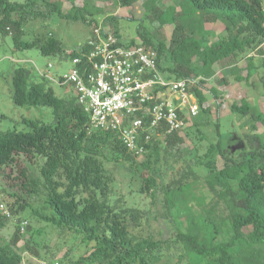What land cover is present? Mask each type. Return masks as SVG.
I'll return each mask as SVG.
<instances>
[{"label": "trees", "instance_id": "16d2710c", "mask_svg": "<svg viewBox=\"0 0 264 264\" xmlns=\"http://www.w3.org/2000/svg\"><path fill=\"white\" fill-rule=\"evenodd\" d=\"M135 1L118 0L124 7ZM159 1L144 0V8L156 11L162 24L173 25L170 38L154 44L145 33H139L140 39L126 43L154 48L159 68L167 77L201 76L199 86L193 87L199 111H212L202 84L214 74V64L228 63L232 71L244 62L246 75L236 74L235 78L247 80L255 73L264 95L263 0H183L179 11L174 5L160 10L156 7ZM61 5L60 0H0V34L10 35L16 50L35 48L43 56L65 59L69 54L52 33H41L31 40L22 37L25 25L32 19H50L53 15L78 19L76 14L62 13ZM84 5V10H88ZM79 17L92 27L99 24L94 18L87 19L83 10ZM209 21H219L223 34L216 36L206 29L204 23ZM37 78H32V71L26 66L16 67L10 78L12 101L19 106L49 107L52 120L40 122L23 117L28 130H0V169L8 167L11 177L14 168V178L23 191L20 195L0 188V203L13 215L28 208L29 216L36 221L80 235L89 248L76 260L69 252L59 260L37 259L40 255L30 238L41 234L42 229L31 228L27 219L18 218L10 239L0 241V264H34L36 260L59 264H159L164 256L176 252L190 264H264V143L258 136L246 135L250 149L236 150L222 144L219 119L202 117L184 131L153 137L137 162V156L113 132L88 131V116L70 90L56 95L47 79ZM212 91L216 98H221ZM230 111L242 118L249 117L251 129L257 122L264 124V112L256 110L245 98L232 103ZM209 125L215 127V140L206 143L202 154L198 147L193 152L182 148L183 132L188 136L190 131L195 132L199 141L206 140L203 128ZM216 156L222 159V166H218ZM39 158L40 177L30 169ZM169 160L186 163L179 177L162 187L165 210L168 214L176 210L172 216L175 227L165 238H157L151 231L142 235L143 213L112 202L111 178L104 162L122 161L129 169L140 171V192L154 195L158 183L152 166L166 165ZM197 169L204 173L200 175ZM197 184L203 188L200 196L194 194ZM42 191L43 214L22 197L26 194L34 199ZM178 212L183 221L176 219ZM8 218L0 211V227ZM22 220L27 221L23 233L19 230ZM23 237L29 239L20 249L18 242ZM25 251L33 254L27 261Z\"/></svg>", "mask_w": 264, "mask_h": 264}, {"label": "rangeland", "instance_id": "374dc122", "mask_svg": "<svg viewBox=\"0 0 264 264\" xmlns=\"http://www.w3.org/2000/svg\"><path fill=\"white\" fill-rule=\"evenodd\" d=\"M23 2L24 0H11ZM44 1H59V0H38ZM62 2V13L77 15L78 19L71 17H61L53 15L50 19H32L24 28L23 39H32L41 33H52L57 37L66 51L74 50L79 44L85 43L92 35V26L83 22L79 15L82 10L87 12V19L94 18L98 23L104 27L109 28L116 35L118 34L122 42H128L131 39H140L139 33H145L151 38L154 44L160 40H168L173 29L172 24H162L157 12L154 10H145L144 0H136L130 6H122L118 0H60ZM87 1V3H85ZM183 0H161L156 3V7L160 10L166 9L169 5H174L176 11H179ZM84 4L88 6V10H84ZM264 7V0H263ZM92 16V17H91ZM110 19V22L108 20ZM103 22L106 24L104 25ZM204 27L211 30L216 36L223 34V25L219 21H209L204 23ZM214 37L217 38V37ZM51 63L53 68L52 73L56 76L68 71L71 67V60H59L58 57H46L40 54L38 49L16 50L13 46L10 35L2 36L0 34V130H28L29 127L23 123V117L29 119H36L40 122H50L52 120V111L45 106H26L15 105L11 98L10 78L14 69L18 66H26L32 71V78L38 79L37 69L43 71L47 68V64ZM237 69L231 71V66L228 63L224 65L214 64V74L207 78L202 84L203 93L206 96L211 113L205 114L199 111L197 117L186 126H191L193 121L200 118H208L212 121L219 119L220 129L222 130L221 142L228 147L238 150L240 147L250 149L249 140L246 135H256L259 141L264 143V124L257 122L254 129L250 128L252 120L249 117H240L238 114L231 113L230 105L234 102H239L241 99H247L256 110L264 112V95L257 84L256 74H252L249 79L237 80L236 74L244 77L246 69L244 62H239ZM236 71V72H234ZM56 95H63L70 90L67 85H61L56 81L50 82ZM221 95V98H216L212 91ZM206 140L199 141L198 134L190 131L189 136L183 132V149L191 150L198 147L199 154H202L206 148L208 141L215 140V127L209 125L203 128ZM243 140V142H241ZM258 144V142H255ZM234 149V150H235ZM218 166H222V159L219 156L215 157ZM141 157H137L139 162ZM188 161V159H186ZM42 159H36L34 164L30 165L31 171L40 177L39 169ZM185 161L179 160L177 162L168 161V164H155L152 166L156 170L158 190L154 195L140 192V187L143 179L140 171L134 168L129 169L122 161L104 162L106 174L110 176L111 183V200L121 207L132 208L143 213V225L141 229L142 235H146L150 231L159 238L161 236L169 237L174 229V222L172 220L173 212L170 214L164 208L162 187L172 179H177L179 174L185 167ZM8 167L0 169V188H5L6 191H16L21 195L23 192L19 187V181L15 179L16 172H11V177L8 176ZM202 175L203 170L197 169ZM11 179V180H10ZM194 194L200 196L203 194V188L200 184L196 185ZM22 197L27 199L33 208L38 213L43 214L42 201L44 199L43 191L36 195V198L31 199L23 194ZM2 202V200H0ZM30 210L24 209L17 214H12L8 218L7 223L0 227V241L7 242L14 229L15 221L18 218L27 219L31 228H41V234H35L30 238V243L34 250L40 256L37 259L59 260L66 252L70 253L73 260H76L79 255L86 253L89 246H86L80 235L72 232H61L43 221L29 216ZM177 220H182V214L177 213ZM26 231V229H25ZM132 231H136L132 228ZM29 235V232H26ZM29 238H22L18 242V247L23 248V244ZM173 251H170L172 253ZM179 252L164 256L159 264H190L186 258H179ZM33 254L30 251L23 252L24 260L31 259ZM29 257V258H28ZM33 260H31L32 262ZM34 262V261H33ZM40 264V260L36 263Z\"/></svg>", "mask_w": 264, "mask_h": 264}, {"label": "built area", "instance_id": "2783aa9c", "mask_svg": "<svg viewBox=\"0 0 264 264\" xmlns=\"http://www.w3.org/2000/svg\"><path fill=\"white\" fill-rule=\"evenodd\" d=\"M66 53L71 60L68 71L55 76L53 65L48 63L43 71L36 68L39 76L69 86L88 116V131L113 132L137 157L146 151L153 137L183 130L199 113L193 87L199 86L201 76H165L154 48L122 42L100 23L92 28L85 43ZM0 211L11 217L3 203ZM26 225L27 221L22 220L20 232Z\"/></svg>", "mask_w": 264, "mask_h": 264}]
</instances>
